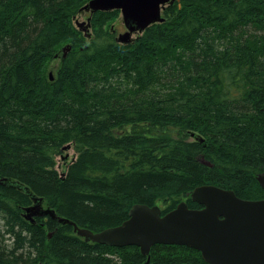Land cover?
<instances>
[{
    "label": "trees",
    "instance_id": "16d2710c",
    "mask_svg": "<svg viewBox=\"0 0 264 264\" xmlns=\"http://www.w3.org/2000/svg\"><path fill=\"white\" fill-rule=\"evenodd\" d=\"M89 1L0 0V264H206L182 246L85 242L24 209L41 199L97 233L136 204L200 209L187 195L202 185L264 199V0H178L125 45L118 10L76 29Z\"/></svg>",
    "mask_w": 264,
    "mask_h": 264
},
{
    "label": "water",
    "instance_id": "95a60500",
    "mask_svg": "<svg viewBox=\"0 0 264 264\" xmlns=\"http://www.w3.org/2000/svg\"><path fill=\"white\" fill-rule=\"evenodd\" d=\"M176 1L90 0L80 11L94 14L118 10L126 32L116 40L125 45L133 33L141 34L149 26L163 23L162 12ZM88 21H77L76 25L83 30ZM69 50L68 46L63 48L64 56ZM256 180L264 191V173ZM187 196L201 208L190 209L181 202L163 214L158 206L136 204L121 225L97 233L57 217L53 210L43 208L41 199H34V205L25 209V218L33 223L32 217L48 216L73 227L85 242L117 248L134 246L144 257L155 245H169L199 252L206 264H264V199H240L233 191L214 185L196 187Z\"/></svg>",
    "mask_w": 264,
    "mask_h": 264
},
{
    "label": "rangeland",
    "instance_id": "374dc122",
    "mask_svg": "<svg viewBox=\"0 0 264 264\" xmlns=\"http://www.w3.org/2000/svg\"><path fill=\"white\" fill-rule=\"evenodd\" d=\"M87 16H88V14H86V13L78 14L76 19L73 21L74 26L76 27V20L79 22H82V21L86 22ZM115 26L118 28L117 33H121L124 30V26L122 23L121 16L118 19H116V21L114 22V27ZM76 29H78V28L76 27ZM89 32H90V29H88V33ZM117 33H116V36L118 35ZM83 36H85V35L83 34ZM88 37H90V34L88 36H85V38H88ZM133 37L135 38L136 36H133ZM57 55H58V57H55L54 59H52V61L47 62L49 69H51V71H54V72L59 67L60 61L62 58L61 53H59ZM190 140H193V138H190ZM75 158H76V153L73 151V149L62 152L61 156L56 158L55 169L57 171H59L60 173H63V175H64L67 167L69 166V164H71L75 160Z\"/></svg>",
    "mask_w": 264,
    "mask_h": 264
},
{
    "label": "flooded vegetation",
    "instance_id": "af4514ba",
    "mask_svg": "<svg viewBox=\"0 0 264 264\" xmlns=\"http://www.w3.org/2000/svg\"><path fill=\"white\" fill-rule=\"evenodd\" d=\"M90 16V14H88V16L87 17H89ZM90 21V20H89ZM88 29H89V26L87 27V32H88ZM83 30H86L85 28L83 29ZM82 31V30H81ZM83 32V31H82ZM126 32V28L124 27V30L121 32V33H117L118 35L119 34H123V33H125ZM83 34L85 35V36H87V33L85 34L84 32H83ZM68 52H66L65 53V56H66V54H67ZM63 52H62V58H63ZM36 218H39V219H43V220H45L46 218H48V216H38V217H32V219H33V222L35 221V219Z\"/></svg>",
    "mask_w": 264,
    "mask_h": 264
},
{
    "label": "bare ground",
    "instance_id": "6f19581e",
    "mask_svg": "<svg viewBox=\"0 0 264 264\" xmlns=\"http://www.w3.org/2000/svg\"><path fill=\"white\" fill-rule=\"evenodd\" d=\"M66 146H68V145H66ZM66 146L63 148L62 152H65V151H66ZM55 170H56V169H55ZM56 171H57V170H56ZM57 173H58L59 177H63V176H64L63 173H60L59 171H57ZM31 206H33V205H31ZM31 206H30V207H31ZM27 208H29V207H27ZM27 208H25V209H27ZM25 209H24V214H23L24 219H26V218H25ZM26 220H27V219H26ZM27 221L30 222V220H27Z\"/></svg>",
    "mask_w": 264,
    "mask_h": 264
}]
</instances>
